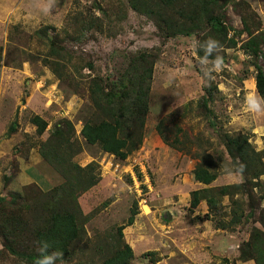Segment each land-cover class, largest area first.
<instances>
[{
    "label": "rangeland",
    "instance_id": "374dc122",
    "mask_svg": "<svg viewBox=\"0 0 264 264\" xmlns=\"http://www.w3.org/2000/svg\"><path fill=\"white\" fill-rule=\"evenodd\" d=\"M48 2L0 0V110L15 113L9 130L20 118L25 139L40 148L57 124L72 127L53 138L56 144L52 138L47 142L58 149L41 166L49 186L0 194V222L4 217L20 222L0 225V264H36L25 257L39 256L37 242L49 235L52 213L75 220L78 237L62 251L66 264H103L127 239L136 248L126 264H255L249 243L254 229L264 237V169L249 155L241 160L233 148L230 152L227 138L246 135L264 165V114L245 109V97L258 93L253 63L264 73V0H219L209 6L223 35L212 30L192 0H176L163 19L134 10L128 0H55L45 11ZM190 16L195 19H186ZM181 24L192 27L189 33L169 32ZM209 37L223 45V66L211 79L198 47ZM138 64L151 68L148 112L141 143L134 123L130 152L117 162L98 144L87 143L81 129L86 119H103L90 88L120 92L135 78L130 69ZM50 86L57 99H48ZM34 115L51 121L49 129L37 133ZM193 162L219 177L199 185L213 188L218 200L199 216L188 202L198 187L188 171ZM72 163L85 168L83 176ZM251 167L263 173L253 177ZM135 168L143 171L142 180ZM223 186L226 194L220 198ZM140 213L146 218L138 225L126 224ZM214 227L232 235L227 254L212 247L222 248L220 238H207ZM194 238L198 248L180 252Z\"/></svg>",
    "mask_w": 264,
    "mask_h": 264
},
{
    "label": "trees",
    "instance_id": "16d2710c",
    "mask_svg": "<svg viewBox=\"0 0 264 264\" xmlns=\"http://www.w3.org/2000/svg\"><path fill=\"white\" fill-rule=\"evenodd\" d=\"M218 1L219 0H192L194 5H198L199 10L207 14V18L211 24L212 30L217 32L219 35H223L224 29L222 24L217 20L216 17L211 15V12H209L207 9L211 5L213 7L216 6ZM128 2L134 10L140 13L146 14L151 18H154L153 16L157 14L160 19H163L162 12L165 9L170 8L176 2V0H128ZM186 19L194 20L195 18L190 16L186 17ZM168 21L169 20L165 21L167 26L171 24ZM182 25L184 24L177 25L176 28L172 27L171 31L169 32H179L178 30H181L182 32L183 30L185 33H189L192 27H182ZM139 65L140 64L136 66ZM253 65L257 72V92L261 96H264V73L256 64V62L253 63ZM136 66L130 69L133 71V74H136L135 78L130 81L129 86L123 87L120 92H118V88L115 87L111 88L110 91L105 92V88L102 85H96L95 89L94 87L90 88L92 93L91 95L95 97V106L99 110L98 112H100V114L103 116V119L97 122H91L90 120L86 119L81 129V135L85 138L87 143L98 144L103 152L113 154L117 162L125 161V158L130 152L132 143L134 142L132 141V128L134 123L138 125V139H136V142L138 144L141 143V130L143 128L144 118L148 112V92L150 89L148 80L150 79L151 68L148 67L143 70L140 66ZM114 84L115 83L113 82V85ZM31 122L36 126L37 133L39 134L44 132L47 127V121L42 119L39 115H34L31 118ZM66 124L68 126L69 122L66 121L65 125ZM57 126L58 124L55 126L54 130L52 129L48 139L40 145L39 150L43 159L44 157H50L48 154H56L58 151V149H55V147L52 148L47 145V142L51 138V141H53L55 136H57V138L62 137L63 134H67L72 131L71 125H69V127H67L65 130ZM54 143L56 144V142ZM232 148L238 153L237 155L241 160H244L245 157L249 155L250 160L254 161V165L258 162L264 169L261 154L251 146L246 135L240 134L236 137H228L227 149L231 152ZM70 166L74 171H76V174L79 177L83 176V174L80 175V173L82 170L85 172V168H81L75 163H72ZM90 170L91 169L89 168L88 173L91 175L93 172ZM249 171H251L253 177H257L263 173V170L259 171L258 169H254V167H251ZM192 172L195 179L205 185L210 184L217 177L216 172L209 170L208 166H204L199 163H196ZM92 183L94 182H91L90 184ZM88 185L89 184L84 186L83 190H85ZM226 188L227 186H223L219 189L220 198L226 194ZM213 196L217 197V194L211 187L196 189L192 192V200L190 205L194 207L200 202V200L205 199L207 201L208 207L212 209V207H214L213 205L218 204V200L214 199ZM1 198L4 197H0V200L3 201ZM0 213H2V211ZM133 219L134 214L130 217L126 224L130 225L133 222ZM3 221L10 223L11 225H20V222L13 218L10 219L4 217L1 220L0 225L5 226ZM47 233H49V235H47L45 241H47L50 245L49 251L59 250L60 252H67L69 251L70 244L78 237L77 230L75 228V220L73 217L63 216L57 213H52L51 225L49 228H47ZM124 245L125 246L123 250L118 251L112 258L106 260L103 264H126L127 261L132 257L133 251L128 243L125 242ZM249 246L252 252H254V255H252L250 258L254 259L255 264H264V237L260 230L254 229ZM37 257V255L34 256L29 254L25 257V260L37 262Z\"/></svg>",
    "mask_w": 264,
    "mask_h": 264
},
{
    "label": "crops",
    "instance_id": "0c3cea01",
    "mask_svg": "<svg viewBox=\"0 0 264 264\" xmlns=\"http://www.w3.org/2000/svg\"><path fill=\"white\" fill-rule=\"evenodd\" d=\"M51 88L52 89L50 90L49 88L47 92L48 99H51V100H53V98L57 99L58 96H56V94L53 92L54 87L52 86ZM23 109L22 108L20 109L19 115L22 114ZM4 112L5 111L0 110V194H3V196L4 195L6 196V194L9 192L10 193L19 192L23 190L25 187L29 185H34V184H36L37 186L43 187V188L49 186L50 184L49 179L46 177V175L41 170V166L43 163V157L40 154V150L38 148L39 145H37L36 147L32 146L33 143H30L29 140L25 139L24 132H27V131L21 128L22 123L20 122L21 121L20 118L17 121L16 127L14 129L12 128L11 130H9V123L11 122V119L13 118L15 113L11 115L9 113H4ZM49 122L51 121H47L46 130L49 129V126H50ZM35 127L36 126L33 124L34 129ZM24 152L26 153V155L22 156ZM194 167H195V162H193V166L190 169H188V171L191 173L190 175L193 178L195 185L198 186L197 188H193L192 192L198 188L200 189L199 185L200 186L204 185L195 179L194 174L192 172ZM105 168H107L106 165H105ZM218 178L219 177L217 176L215 180ZM192 192L190 193L191 195L188 201L189 204L191 203V200H192ZM190 208H191V211L194 212V215H198V216L202 213L208 212V204L205 199L200 200V202L194 207L190 205ZM197 210L201 211V213L197 212ZM145 218L146 216L140 213L139 216H135V221H133L132 223L133 224L135 223L138 225V222L143 221ZM132 223L131 225H133ZM193 226L197 227V224H194ZM210 233L211 234L207 236L208 239L213 240L214 238H220L221 240L222 248L217 249L216 246L212 245L215 252H217L218 254L220 253L227 254L228 250L229 252L230 250H232V246L230 247V244H229L230 241L232 240V235L225 233L224 229L215 228V227L214 229H212ZM195 239L196 238H194L190 242V244L187 245V247H185V245L181 246L180 252L186 251L187 249H189L190 245L198 248V245H197L198 240L203 239V238L198 237V240L197 239L195 240ZM126 242L130 244L129 239H127ZM161 242L165 243V240H162ZM141 246L144 247L145 244ZM141 246H139V248ZM159 246L160 245H155L154 247L158 249ZM135 248L133 247L132 249L131 247L132 251L135 250ZM171 254L173 255L174 252H171ZM184 259L186 260V257H184Z\"/></svg>",
    "mask_w": 264,
    "mask_h": 264
},
{
    "label": "clouds",
    "instance_id": "9594fccd",
    "mask_svg": "<svg viewBox=\"0 0 264 264\" xmlns=\"http://www.w3.org/2000/svg\"><path fill=\"white\" fill-rule=\"evenodd\" d=\"M55 4V0H49L45 11H49ZM199 49L203 51L204 56L201 58V63L206 66L208 69L207 75L209 79L212 77V73L218 72L223 66V57L220 54L223 48V45L220 41L209 37L198 45ZM243 58L244 54L241 53ZM212 57L211 65L208 64L209 58ZM245 109L249 113L253 114H264V96H261L259 93H249L245 97ZM244 166L239 167V173H243ZM50 245L47 241L37 242L36 251L39 256L36 264H66L63 259V253L60 251H49Z\"/></svg>",
    "mask_w": 264,
    "mask_h": 264
},
{
    "label": "built area",
    "instance_id": "2783aa9c",
    "mask_svg": "<svg viewBox=\"0 0 264 264\" xmlns=\"http://www.w3.org/2000/svg\"><path fill=\"white\" fill-rule=\"evenodd\" d=\"M113 157H114V156H113ZM116 164H117V166L119 165L117 162H116ZM117 169H118V168H117ZM134 171H135V174H136V176H137V179L142 180V177H144V173H143V171H140L138 168H135ZM128 174H130V173H129V172L126 173V175H128ZM139 174H140V178H139ZM129 176H130L131 179L135 180V177L133 176V174H130ZM133 180H132V181H133ZM140 183H141V182H140ZM141 189H142V187H141Z\"/></svg>",
    "mask_w": 264,
    "mask_h": 264
}]
</instances>
